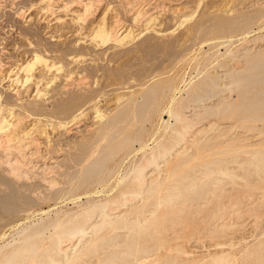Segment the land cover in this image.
<instances>
[{
	"label": "bare ground",
	"instance_id": "1",
	"mask_svg": "<svg viewBox=\"0 0 264 264\" xmlns=\"http://www.w3.org/2000/svg\"><path fill=\"white\" fill-rule=\"evenodd\" d=\"M124 1L121 8L128 17L134 7ZM86 2H78V6L87 12L91 7ZM195 2L199 9L189 26L191 39L212 44V56L221 55L217 50L223 45V57L233 63L230 66L214 58L215 66L223 68L221 72L217 69L199 79L189 77L178 97L174 92L180 75L175 68L184 49H176L172 39L165 40L157 31H145L120 47L115 42L116 18L106 25L102 17L94 23L91 38L109 45L91 51L111 60L138 52L132 56L134 69L126 59L111 66L105 61L91 64L87 58L79 67L88 74L100 68L103 79L94 74L83 85L71 80L76 86L70 87L71 69L79 58L69 53L57 55L66 65L73 63L70 68L50 59L45 50L43 54L35 51L31 60L18 64L21 75L15 74L9 84L0 87L1 214L12 217L47 199H76L78 191L87 192L96 183L102 189L109 185L116 188L112 196L86 201L69 215L49 221L40 218L21 227L0 244V264H182L183 259L170 255L157 257L169 238L219 241L231 236L236 218L264 207V49H230L233 38L248 35L255 26L264 30V8L211 11L201 6V0ZM137 11L133 21L140 15ZM43 39L46 46L61 43L48 35ZM162 55L172 56L170 69L152 73L153 62L148 61ZM131 75H135L134 81ZM82 77L77 78L79 83ZM17 81L20 87L14 84ZM223 88L232 89L233 95H218ZM164 111L168 118L162 117ZM154 119L159 134L156 139L151 135L154 144L148 146L145 126ZM223 123L237 124L248 135L240 131L229 134L224 127H217ZM211 128L216 132L208 131ZM254 135L257 137L247 140ZM62 140L66 147L59 145ZM40 145L49 162L43 157L44 162L27 169L20 157L38 156ZM126 162L119 179L118 166ZM45 172L55 174L46 178L48 186L34 197L31 192L37 183L30 179L44 177ZM49 229L52 231L46 234ZM259 250L249 264L264 259V243ZM208 264L227 261L225 256H213Z\"/></svg>",
	"mask_w": 264,
	"mask_h": 264
},
{
	"label": "rangeland",
	"instance_id": "2",
	"mask_svg": "<svg viewBox=\"0 0 264 264\" xmlns=\"http://www.w3.org/2000/svg\"><path fill=\"white\" fill-rule=\"evenodd\" d=\"M49 1H51L53 4L48 2V0H0V72H1L0 87L6 85V82L7 84H9L11 82L10 81L11 77L14 76L15 74L21 75L20 73L21 71L17 68L18 64L22 62H26L27 60L28 61L31 60L32 54L35 51L37 53L43 54L42 52H44L43 50H45V53L51 56L50 59L55 60L57 61V63L63 64L64 66L70 68H74L73 63L66 65L64 63V59L58 56L69 53L79 58L78 65L74 69H71L72 73H74L72 75V77L74 78L72 79L71 77L70 79L71 82V84H69L70 87L76 86L75 83H78L79 85H83L89 80L93 79L96 74L98 75L99 79H103L100 76L101 73L100 68L95 70L94 73L89 72L88 74L87 70H83V67H79L83 64V61H85L87 58L88 59L86 61H88L91 64L99 65V63L105 61L111 64V66L115 65L121 60L126 59V62L129 63L128 66H130V69H134L136 64L133 60L134 57L132 58V56L134 54H137L138 52L123 53L120 56L113 58L112 60L108 58L101 59L102 57L97 55L96 53L97 50L106 48L109 45V42L107 41L103 43H101L100 41L99 43L97 41L98 43H96V41L91 38L93 35L92 32L94 27L96 26L97 22L99 23L103 18H104L103 20H105L103 22H105L106 25H109L111 21L113 22L114 18H116L117 26H115V29L117 33L115 36L117 37L118 35V37H117V41H115L116 38L114 41L117 44H119L120 47L128 46L134 38L141 35V33L145 31H157L160 34V36L163 35L162 38H164L165 40L172 39L174 41L176 49H184L182 50L183 54H181V56L178 57L177 60L178 64L175 68L180 75L179 76L180 78L178 77L176 82V86H177L176 91L174 90L175 91L174 95L176 97L180 96L183 93L184 82L189 80V77L199 79L203 73L205 72L212 73L213 70L215 71L217 69L218 72H221L223 68L219 66H215V62L212 61L214 58L218 57L219 58L218 62L221 61L229 62L228 65L230 66L233 63L231 62V60L228 59V57H223L225 56L224 54L225 47L223 45H220V47L218 46L219 49L217 50V53H220L221 55L212 56L213 54L212 52L213 49L211 48L212 44H207L206 42H204V40L191 39L189 26L196 17L195 16L196 9H199L197 2H195L196 0H193L194 2L192 0H126V1H130L129 5L130 6L132 5L131 8L134 7L133 9L128 11L129 12L128 17L125 16L127 12H124V10L121 8V4L125 2L124 0H95V1L94 0H85V1L56 0V2H54L55 0L54 1L49 0ZM73 1H77V2L74 3ZM134 1L136 2L138 1V2L136 3ZM78 2H86L88 5L90 3L89 6L91 8L89 7H88L89 9L87 8L88 13L79 8ZM95 2L97 3L95 4ZM200 4L205 9L211 11L212 10L215 11L216 9L224 10L225 8L231 9L234 7H239V9L240 8L250 9L253 6H260L261 8H264V0H242L239 3L236 2V4L232 0H201ZM42 6H47L50 8V10L47 9V7L43 8ZM94 7L96 8L94 9ZM138 9L139 11H137ZM89 11H91L92 13H90ZM103 11H104V16H103ZM136 11L139 12L140 14L136 18L139 21L138 20L133 21L132 19L133 18L132 15L134 16ZM82 12L84 13L82 14ZM86 13L88 14L87 17L85 16ZM143 14L145 15L142 16ZM79 15L80 17L77 18ZM141 16L142 18H140ZM71 17L73 18L71 19ZM145 19L146 21L144 24ZM118 20L121 23H118ZM151 24L152 27H150ZM260 31L261 30H258V28L255 26L253 28V31L249 32L248 35L244 37H238V39H236V37L233 38L231 42L232 44L230 45V49L234 50L235 48H240L242 46H251V47L257 46L264 49V30H262L261 32ZM46 35L59 39L61 43L59 45L46 46L44 42L45 39H43ZM119 36L122 38H119ZM253 37H257V38L255 40H252ZM73 41H76L77 43ZM78 44H80L81 46ZM93 45L95 46L94 48ZM76 50H79V52ZM91 50L96 52L94 53ZM82 51L83 53L84 52L85 53L82 54L81 53ZM80 54L83 57H80ZM157 54H160V52H158ZM171 58L172 56H168V55H162L161 57L157 56L151 58L148 61V63L153 62L154 71L152 73H158L159 71L162 70H169L170 69L169 61ZM156 59H159L158 62ZM77 69L81 70L77 72L79 76H84V78L82 77L80 79V80L83 79V81L80 83H79V79H77L79 78V76H77L78 74L75 75ZM81 73L82 75H80ZM134 76L135 75H131V78L133 79ZM84 79L86 80L84 81ZM71 80H77L78 82L74 81L75 83L73 84V81ZM179 80L181 81V83H179ZM58 81H60L59 78L55 80V82ZM222 83H224V81ZM14 84L20 87L21 82L17 81V83L14 82ZM231 93H233L232 89L223 88L221 89L220 94L218 95L229 97L233 95ZM212 101L213 99L209 100L208 102H212ZM161 115L164 118H168V115L166 114L165 111L162 112ZM156 121L157 119H154L152 122L147 123L145 126L146 131L148 132V134L145 135L146 136L145 141L149 143L148 146H152L154 144V140L150 139L151 135H153V138L156 139V137L159 134V132L156 129L159 126V124H157L158 121L157 122ZM171 121L173 122V120ZM217 127L218 128L224 127V129L227 130L229 134L240 131L241 135L243 136H245V134L248 135V132L237 124L226 125L225 123H223L218 125ZM208 131L216 132V128H211ZM256 137L257 135H254L251 136L250 138H247V140L254 139ZM60 142L61 144L59 145H61V147L63 146L66 147L64 140ZM134 147L135 148L139 147L138 142L134 143ZM37 148H40L39 153L37 152L38 156L33 157V155L24 154V156L20 157V161H21L20 163H23L22 165L27 169H31L35 165H40V163L44 162L43 157L44 158L47 157L48 161L47 160L45 161L49 162V157L47 155L45 156V154L42 153L44 150V146L40 145ZM138 156L139 153L135 155V158H137ZM22 158L25 161H23ZM117 160L118 159H116V161ZM126 165L127 162L119 164L118 166L119 173H117L118 174L117 178L120 179ZM45 174L44 177L41 178L31 177L30 182L37 183V185L34 186L35 188L31 192L32 196L38 197L40 190L48 186V182L46 181L47 180L46 178H51L52 176H54L55 173L45 172ZM54 179L58 180L59 176H55ZM115 190L116 188L113 189V186L110 187V185L105 189H102V185L96 183L92 187H90V189L87 190L88 193L84 189L78 191L76 199L61 198V199H57V201H55L56 203L53 202V200L51 199L50 200L47 199L41 202L40 204L35 205L33 208L26 210V212L20 211L12 217H7L0 213L1 215L0 244L10 239L12 235H15V233L21 227H25L27 224L31 222H35V220L38 221L41 218L44 221H49L51 219L61 218L65 215L71 214L75 209L81 207L82 205H85L86 201L89 202L98 201L112 196V194L116 192ZM86 194H88V197L86 196ZM54 204L56 205L53 206ZM210 205L211 203L209 204V206ZM235 220L236 223L234 224V226L235 225L236 226L235 227L233 226L230 229V233H229V235H231L232 237L228 236L227 238H218L220 242L216 240L217 238L216 239L213 238V240L215 239L213 241L211 240L212 238H208V237L195 238V237L183 236L181 238H169L168 239L169 243H164L161 246L162 249L160 248L158 249L159 251H157L156 253L157 257H159V259H163V257H165L166 255H170L171 258L173 257V258L183 259L182 264H196V262L200 260H203L204 264H208L213 256L214 257L225 256V260L227 261V264H249V262L253 260L255 255L259 253L260 251L259 248L260 246H262V243H264V207L260 208L255 213L245 214L239 218H236ZM51 231H52L51 229L47 230L46 234H48ZM224 239L226 241H223ZM64 242H66V240ZM173 246L178 247L179 249H181V253L183 252L185 254L179 253L177 251L178 249L176 250V248ZM171 251H173L174 253ZM262 262L264 263V259H261L259 262H255L253 264H257V263L263 264Z\"/></svg>",
	"mask_w": 264,
	"mask_h": 264
}]
</instances>
